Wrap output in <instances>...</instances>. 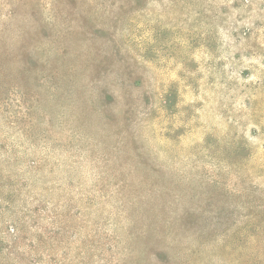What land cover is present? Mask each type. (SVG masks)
<instances>
[{
  "label": "rangeland",
  "instance_id": "rangeland-1",
  "mask_svg": "<svg viewBox=\"0 0 264 264\" xmlns=\"http://www.w3.org/2000/svg\"><path fill=\"white\" fill-rule=\"evenodd\" d=\"M0 264H264V0H0Z\"/></svg>",
  "mask_w": 264,
  "mask_h": 264
}]
</instances>
